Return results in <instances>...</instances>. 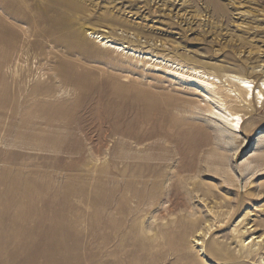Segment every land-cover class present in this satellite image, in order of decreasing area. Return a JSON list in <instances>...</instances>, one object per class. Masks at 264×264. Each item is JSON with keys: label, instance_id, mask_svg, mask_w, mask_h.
Returning a JSON list of instances; mask_svg holds the SVG:
<instances>
[{"label": "rangeland", "instance_id": "obj_1", "mask_svg": "<svg viewBox=\"0 0 264 264\" xmlns=\"http://www.w3.org/2000/svg\"><path fill=\"white\" fill-rule=\"evenodd\" d=\"M208 1L0 0V264H92L109 219L164 264L197 239L203 264H264V107L228 131L143 58L263 85L264 0Z\"/></svg>", "mask_w": 264, "mask_h": 264}, {"label": "bare ground", "instance_id": "obj_2", "mask_svg": "<svg viewBox=\"0 0 264 264\" xmlns=\"http://www.w3.org/2000/svg\"><path fill=\"white\" fill-rule=\"evenodd\" d=\"M208 2H210V0ZM86 39L88 41L97 43L100 47H103L106 49L113 48L114 50H117L119 52L129 50L127 51V53L130 52L131 55L139 57V55H136L137 50L133 48L126 49L127 45L126 46H124L123 44L108 45V43H110L111 40H109L108 37L103 36L99 32L90 31L89 34H86ZM97 39H101V42L97 41ZM143 58L149 59L153 62V64L150 62L151 64L149 65L154 70H163L170 76H173L174 78L179 79V81L185 84L194 83L195 87H197V94L202 96L204 103L207 106H209L208 111L209 112L212 111V113H214L215 116L221 121V123L224 124V126L227 128L228 131H231L237 134L242 133L247 127V125H245L246 119H247L246 117H250L249 118L250 120L252 116H256V114L260 112V110L264 107V81L261 82L263 85L260 84L259 88H257V85H255V82L253 80L245 76L238 75V74L227 73L223 77H220L219 75H216L214 73L206 72L202 70L200 67H194V66H189V65L186 66L176 61L172 62L171 60H168L164 57L151 56L150 54H148ZM155 63L163 64L165 65V67H162L161 65L155 64ZM257 102L261 104L258 107H256ZM242 112H247L250 114V116H245V114H243ZM41 116H40L41 119H38V120L42 122L44 121L43 124L49 123L47 119H49L50 117H48L45 114H41ZM36 117L33 120L34 125L37 124ZM65 126L66 125H64V127ZM76 129H79V128H76ZM80 131H83V126L80 127ZM190 146L192 145L190 144ZM101 224L98 223L94 229L95 231L94 238H93L94 251H93V263L92 264H138V262L140 261H144L141 264H164L166 261L169 260V258H167L165 255H161V253L159 255H156V254L154 255L152 253H149V254L144 253L142 254V257H141L140 253L143 252L144 250H140L141 252L139 253L138 252L139 245L134 242H130L129 238L127 239L126 242L125 241L121 242V244L120 243L113 244L115 243L114 242L115 239H118V240L120 239L119 237L121 234H123L124 236L127 235L128 230L126 231V224L124 222H116L113 220L110 221L109 219L108 222L101 223ZM102 228L104 229L111 228L113 233L111 234V233L104 232V231L102 232L101 231ZM258 237H262V236H257V238ZM185 238H186L185 235H179L180 240L184 241ZM257 242H260V240ZM196 244L198 247V252L195 255H191V259H190L191 263L190 262L189 263L190 264H203V262L206 263L208 261V258H207V251L205 250V246H203L204 243L200 239H197ZM153 245L155 246L154 243ZM175 251L176 250L172 251V248H171L165 253L172 254ZM185 255L187 257L189 256L190 258L189 253H185V254L183 253L184 257H186ZM160 260H161V263H160Z\"/></svg>", "mask_w": 264, "mask_h": 264}]
</instances>
